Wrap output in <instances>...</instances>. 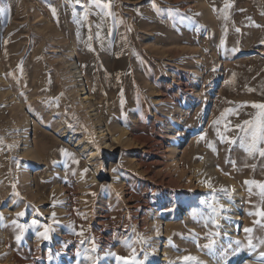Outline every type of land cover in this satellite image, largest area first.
I'll list each match as a JSON object with an SVG mask.
<instances>
[{
    "label": "rangeland",
    "instance_id": "rangeland-1",
    "mask_svg": "<svg viewBox=\"0 0 264 264\" xmlns=\"http://www.w3.org/2000/svg\"><path fill=\"white\" fill-rule=\"evenodd\" d=\"M253 103L264 0H0V264H264Z\"/></svg>",
    "mask_w": 264,
    "mask_h": 264
},
{
    "label": "bare ground",
    "instance_id": "bare-ground-1",
    "mask_svg": "<svg viewBox=\"0 0 264 264\" xmlns=\"http://www.w3.org/2000/svg\"><path fill=\"white\" fill-rule=\"evenodd\" d=\"M71 55H72V57L74 59H76L70 64L71 72H70L69 76L71 78L72 86L75 87V88H78L80 91H83V94H82L83 95V100L85 102L91 104V106L93 107L94 106V104L92 103L93 97L91 96V94L88 93V91L86 92L85 79H84V76H83V73H82V69H81V66H80L81 65L80 60L77 58L78 56H77L76 51L71 52ZM94 115L96 116L97 123L100 125L101 132L105 133V131H108V134H110V133L112 134L111 129H110L109 126L108 127L105 126L106 128H104V123H103V119H102L101 113L96 111L94 113ZM30 124H31V122L29 121V119H26L27 128L30 127ZM29 133H30V131L28 130L27 134L25 136H29ZM117 140H118L117 137H113V141L117 142ZM162 143H163V141L158 140V141H155L154 144L160 150V148L162 146ZM106 145L109 146L110 148L113 147V144H108L107 143ZM41 148H42V145L39 142H37L33 138L29 137V138H27L25 140L24 154L27 157H31V158H34L36 160H40L41 159V154H42L41 153ZM94 179H97V176H94ZM144 202L146 203V206H148V204H149L148 200H145ZM138 204H140V202H137V205Z\"/></svg>",
    "mask_w": 264,
    "mask_h": 264
},
{
    "label": "snow or ice",
    "instance_id": "snow-or-ice-1",
    "mask_svg": "<svg viewBox=\"0 0 264 264\" xmlns=\"http://www.w3.org/2000/svg\"><path fill=\"white\" fill-rule=\"evenodd\" d=\"M252 106L254 108H258L261 110L260 112V121H259V127H258V131L259 134H257L256 131L253 130V128H248V129H244L242 128L241 125H237V128H241L242 131H245L246 133L251 132V142H250V147H249V151H259L261 156H264V150H259L257 148V144L261 141H264V103H253ZM252 122L250 121H244V125H251ZM230 142H234V141H230ZM253 183H257L255 181H253ZM259 188H260V195L264 196V183H259ZM259 216L264 217V210H261L257 213ZM18 216H23L24 213L20 212L17 213ZM33 224L37 223L35 220L32 221ZM257 223H259V221H257ZM245 232H252L253 229L252 228H245L244 229ZM82 234V233H81ZM40 235H42L45 239L48 238L47 235V231L40 233ZM17 240L20 239V236L16 237ZM214 242H211L208 245H205L206 248H211L213 246ZM239 243V242H238ZM248 246L249 247H256V245H254L252 243V240L249 239L248 241ZM262 255H264V253H262ZM117 260L122 261L123 264H137L136 259H135V250H133V254L131 258H126V257H116ZM186 261H195L196 264H201V262L198 261V259L196 257L193 256H188V257H184L183 258ZM93 264H95V261H93Z\"/></svg>",
    "mask_w": 264,
    "mask_h": 264
}]
</instances>
